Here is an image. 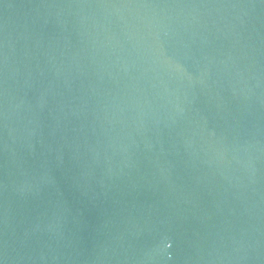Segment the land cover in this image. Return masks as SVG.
<instances>
[{
	"label": "water",
	"instance_id": "water-1",
	"mask_svg": "<svg viewBox=\"0 0 264 264\" xmlns=\"http://www.w3.org/2000/svg\"><path fill=\"white\" fill-rule=\"evenodd\" d=\"M0 264H264V0H0Z\"/></svg>",
	"mask_w": 264,
	"mask_h": 264
}]
</instances>
